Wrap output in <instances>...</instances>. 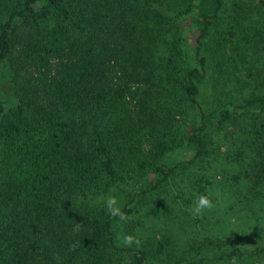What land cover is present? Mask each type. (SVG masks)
Segmentation results:
<instances>
[{
    "label": "trees",
    "instance_id": "obj_1",
    "mask_svg": "<svg viewBox=\"0 0 264 264\" xmlns=\"http://www.w3.org/2000/svg\"><path fill=\"white\" fill-rule=\"evenodd\" d=\"M261 57L264 0H0V74L12 69L10 96L0 82V264L162 256L169 235L151 251L122 246L126 222L100 198L115 194L131 217L230 125L264 144V90L234 99ZM179 151L189 159L172 163ZM253 163L264 183V157Z\"/></svg>",
    "mask_w": 264,
    "mask_h": 264
},
{
    "label": "rangeland",
    "instance_id": "obj_2",
    "mask_svg": "<svg viewBox=\"0 0 264 264\" xmlns=\"http://www.w3.org/2000/svg\"><path fill=\"white\" fill-rule=\"evenodd\" d=\"M183 25L187 39L195 45L196 30L191 20H184ZM17 27L21 40L25 27L21 22ZM257 67L258 76L246 94L234 99L264 90V57ZM2 70L0 82L7 88L2 91L6 98L11 93L8 83L12 69L8 66ZM211 136L208 157L176 172L162 187L149 192L132 219L121 226L119 235L136 236L139 245L149 251L158 237L172 238V246L162 256H150L151 264H264V256L255 253L264 247V183L251 178L254 159L264 157V144H253L252 135L235 125L212 131ZM187 159L185 151L171 157L172 163ZM202 195L211 199L213 207L195 213V203ZM109 196L116 197L107 194L100 201L105 204ZM199 248L203 253L197 254ZM234 250L239 253L231 255Z\"/></svg>",
    "mask_w": 264,
    "mask_h": 264
},
{
    "label": "clouds",
    "instance_id": "obj_3",
    "mask_svg": "<svg viewBox=\"0 0 264 264\" xmlns=\"http://www.w3.org/2000/svg\"><path fill=\"white\" fill-rule=\"evenodd\" d=\"M212 207H213L212 201L208 196L206 195L199 196L195 203V213H200L204 209H211ZM105 208L110 216L114 218H119V220L123 222H127L130 219H132V217H130L128 214L122 211L121 207L119 206L118 198L115 196H109L105 200ZM79 228H80L79 224L75 225L74 231H79ZM117 239L122 246H126V247H130L133 244L136 245L140 244V240L136 236L131 234H120L118 235ZM71 247H75V245H72Z\"/></svg>",
    "mask_w": 264,
    "mask_h": 264
}]
</instances>
